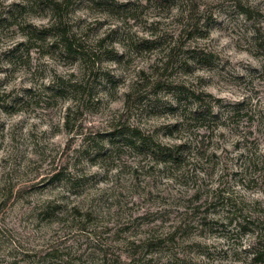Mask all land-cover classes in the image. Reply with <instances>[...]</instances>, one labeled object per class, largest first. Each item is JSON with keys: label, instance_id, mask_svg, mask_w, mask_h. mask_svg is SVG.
Returning a JSON list of instances; mask_svg holds the SVG:
<instances>
[{"label": "clouds", "instance_id": "9594fccd", "mask_svg": "<svg viewBox=\"0 0 264 264\" xmlns=\"http://www.w3.org/2000/svg\"><path fill=\"white\" fill-rule=\"evenodd\" d=\"M0 264H264V0H0Z\"/></svg>", "mask_w": 264, "mask_h": 264}]
</instances>
